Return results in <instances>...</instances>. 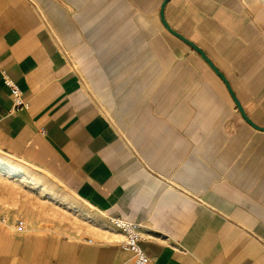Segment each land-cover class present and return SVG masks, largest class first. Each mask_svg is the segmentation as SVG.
<instances>
[{
  "label": "crops",
  "instance_id": "1",
  "mask_svg": "<svg viewBox=\"0 0 264 264\" xmlns=\"http://www.w3.org/2000/svg\"><path fill=\"white\" fill-rule=\"evenodd\" d=\"M0 68V152L88 220L0 215V264H130L112 216L146 264H264V0H0Z\"/></svg>",
  "mask_w": 264,
  "mask_h": 264
},
{
  "label": "rangeland",
  "instance_id": "2",
  "mask_svg": "<svg viewBox=\"0 0 264 264\" xmlns=\"http://www.w3.org/2000/svg\"><path fill=\"white\" fill-rule=\"evenodd\" d=\"M0 215L44 232L87 225L81 205L50 176L0 152Z\"/></svg>",
  "mask_w": 264,
  "mask_h": 264
},
{
  "label": "built area",
  "instance_id": "3",
  "mask_svg": "<svg viewBox=\"0 0 264 264\" xmlns=\"http://www.w3.org/2000/svg\"><path fill=\"white\" fill-rule=\"evenodd\" d=\"M0 74L3 83L9 89L13 109L17 110L27 107V104L22 99L20 89L6 74L4 69L0 68ZM108 221L115 230L119 231L123 235V240L121 241L120 246L132 254V260L130 264H146L148 262V257L138 245L140 238L138 223L115 216L109 217ZM15 224L16 228L19 230L24 228V223L22 220H17Z\"/></svg>",
  "mask_w": 264,
  "mask_h": 264
},
{
  "label": "water",
  "instance_id": "4",
  "mask_svg": "<svg viewBox=\"0 0 264 264\" xmlns=\"http://www.w3.org/2000/svg\"><path fill=\"white\" fill-rule=\"evenodd\" d=\"M174 34H176L175 32H173ZM176 35H178V34H176ZM179 36V35H178ZM180 37V36H179ZM182 38V37H181ZM192 45V44H191ZM195 49H197L194 45H192ZM198 50V49H197ZM199 51V50H198ZM223 78V77H222ZM224 79V78H223ZM237 103V102H236ZM237 105H238V103H237Z\"/></svg>",
  "mask_w": 264,
  "mask_h": 264
}]
</instances>
